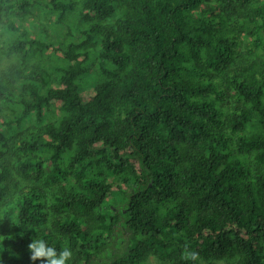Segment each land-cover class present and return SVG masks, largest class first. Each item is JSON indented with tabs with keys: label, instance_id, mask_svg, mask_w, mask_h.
I'll return each mask as SVG.
<instances>
[{
	"label": "trees",
	"instance_id": "1",
	"mask_svg": "<svg viewBox=\"0 0 264 264\" xmlns=\"http://www.w3.org/2000/svg\"><path fill=\"white\" fill-rule=\"evenodd\" d=\"M37 238L264 264V0H0V264Z\"/></svg>",
	"mask_w": 264,
	"mask_h": 264
},
{
	"label": "rangeland",
	"instance_id": "2",
	"mask_svg": "<svg viewBox=\"0 0 264 264\" xmlns=\"http://www.w3.org/2000/svg\"><path fill=\"white\" fill-rule=\"evenodd\" d=\"M48 15V16H47ZM51 14H47V12L41 8V7H33L30 12L26 13L25 18H27L30 21H34L33 17H38L41 22H45L46 28L48 31V39L53 41V46H57V38L59 34H64L66 31V28L64 25L52 23V20L49 18ZM46 58L51 59V60H56L57 58L60 57V52L59 51H47V55H44ZM2 64H5L6 62H11L14 58L6 55H2ZM89 88V87H87ZM84 91H89V89H84ZM208 263L207 261L203 262ZM139 264H159L157 259L154 258V256H148Z\"/></svg>",
	"mask_w": 264,
	"mask_h": 264
},
{
	"label": "clouds",
	"instance_id": "3",
	"mask_svg": "<svg viewBox=\"0 0 264 264\" xmlns=\"http://www.w3.org/2000/svg\"><path fill=\"white\" fill-rule=\"evenodd\" d=\"M29 250L33 253L30 257L31 260L38 258H45L47 264H65V261L70 257L71 253L67 250L62 251L57 255L54 248L47 245V241L44 239H34L29 245ZM182 259L197 261L198 254L194 251H189L187 246L185 251L182 253Z\"/></svg>",
	"mask_w": 264,
	"mask_h": 264
}]
</instances>
